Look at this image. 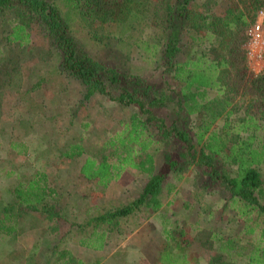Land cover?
<instances>
[{
  "label": "trees",
  "instance_id": "16d2710c",
  "mask_svg": "<svg viewBox=\"0 0 264 264\" xmlns=\"http://www.w3.org/2000/svg\"><path fill=\"white\" fill-rule=\"evenodd\" d=\"M140 1L57 0V6L46 0H0V15L15 13L16 18L32 19L42 28L54 53V70L78 84L81 103L99 95L125 107H132V113L122 130L103 144L109 154L102 155L99 160L87 157L79 173L87 181H94L97 187L104 189L129 168L146 176L143 188L124 207L97 214L85 223L76 224L72 229L77 232L75 236H81H73V239L81 247L100 250L108 245L107 235L117 230L121 220L129 216L138 219L142 211L156 212L161 209L160 196L164 190L168 195L172 189L165 179L175 172L180 159L187 166L196 165L207 170V180L226 194L228 209L241 223L239 234L249 239L243 247L238 246L234 239L223 240L213 234L217 251L229 261L244 259L247 264H264V181L256 170L257 165H264V151L252 148L250 144L254 137L251 133L244 140L237 141L238 144L233 141V135L239 137L256 130L253 109H258L257 112L264 116V70L258 74L250 72L245 57L246 30L254 21L256 7L264 0H260V3L246 0L250 10L241 12L228 9L219 18L203 14L199 25L203 34L190 41L192 51L184 59L182 34L188 21L189 7L194 0H171L153 12L165 41L145 46L143 51H152L151 56L165 75L168 91L173 97L148 90L141 91L140 96L136 97L135 91L121 85L115 69L106 68L80 51L69 34V27L74 22L112 24L122 21V17L128 20L144 18L142 10L138 8ZM28 39L29 35L22 25L16 23L11 26L7 42L21 46L27 44ZM212 53L215 54L213 57ZM212 89H222L224 94L240 98L244 103L241 108L248 114L230 125L232 122L227 119L234 115L233 108L222 115L220 110L211 109L207 104L204 106L206 93ZM170 103L180 126L173 120L170 127L165 128L163 121L153 114L152 108ZM224 104L228 106V102L224 101ZM199 113L201 122L190 137L187 133L189 117ZM221 115L224 122L216 130L212 127ZM171 139L175 143L172 146L175 155H163L160 164L156 165L154 153L157 145L169 144ZM178 144L182 145V149L176 147ZM61 150L64 149L59 150L63 157L80 156L83 152L80 146L72 144L65 152ZM46 188L47 183L40 175L28 183L24 192L15 188L14 196L19 205L30 208L40 204V209L49 218L58 217L62 212L57 209L58 201H51L49 195H44ZM4 211L2 209L5 218L7 210ZM3 222L0 220V238L10 231ZM98 224L106 225L107 231H98ZM88 227L90 232H84L83 236L82 231ZM161 234L164 247L159 262L186 264L184 259L189 243L186 232L176 223L170 229H163ZM62 242L64 240L61 238L56 245L47 244L51 250L49 253L58 256L51 264H60L59 261L73 264L68 258L60 260L65 254L59 249ZM173 252L181 258L180 263H177L178 257L172 258ZM164 254L165 258H162ZM47 262L50 264L48 258Z\"/></svg>",
  "mask_w": 264,
  "mask_h": 264
},
{
  "label": "rangeland",
  "instance_id": "374dc122",
  "mask_svg": "<svg viewBox=\"0 0 264 264\" xmlns=\"http://www.w3.org/2000/svg\"><path fill=\"white\" fill-rule=\"evenodd\" d=\"M46 1L58 6L57 0ZM170 1L141 0L138 8L142 10L144 18L128 20L122 17V21L112 24L74 22L69 27V34L80 51L106 68L115 69L119 74L118 81L128 90L135 91L136 97H139L143 90L158 91L173 97L168 91L165 75L161 73L156 59L151 56L152 51H143L145 46L165 41L164 33L152 14L163 3ZM261 6H264V3H260L256 8ZM228 9L241 12L250 10L246 0L192 2L182 34L183 59L189 51H192L190 41L203 34V30L199 27L203 14L219 18ZM16 23L22 25L29 35L28 43L25 45L18 46L7 42L10 28ZM213 55L215 54L212 53V57ZM54 60L50 40L37 23L29 18L18 19L15 13L0 15V107L16 110L26 108L32 115L31 122L28 121L29 126L34 124L35 129L43 133L51 130L50 136L45 139L58 141L60 144L81 142L84 144L86 155L99 160L102 155L109 154V150L103 148V144L122 130L123 124L132 113V107L114 103L99 95L81 103L80 87L75 81L63 78L54 70L56 65ZM259 65V70L264 68V62ZM247 67L254 68L249 65ZM253 72L258 74V70ZM218 90L212 89L206 93L204 106L207 104L211 109L216 108L222 112V115L233 108L234 115L228 116L227 119L232 122L230 125L235 124L237 118L241 119L248 114L241 108L244 103L240 98L224 94L222 89ZM224 101L228 102V106ZM257 110L253 109L252 115L256 130L250 128L253 132L248 131L239 137L233 135L235 138L233 141L238 144L237 141L244 140L245 136L251 133L254 137L253 143L250 144L252 148H260L264 151V116ZM2 112L0 111V132L5 137L10 127L9 123L2 124ZM152 112L163 121L165 128L170 127L173 120L180 126L175 120L172 103L152 108ZM222 115L217 119L215 123L217 125L214 124L212 128L220 129L224 122ZM200 122V113L189 117L187 133L190 137L193 136L192 132ZM81 124L86 125V128L84 126L82 128ZM30 128L28 127L27 130ZM35 129H32L34 131L30 134H34ZM172 142L174 141L171 139L169 144L157 145L154 153L156 165L160 164L163 155H175L176 152L172 148L175 143ZM176 147L182 149L180 144ZM41 158L36 159V165L43 170L44 164L43 161L40 163ZM46 169L47 172H51L49 168ZM256 170L264 181V165H257ZM205 171L207 172L204 167L187 166L179 159L175 172L165 179L166 184L172 189L168 195L164 190L160 196L161 209L156 212L142 211L138 219L129 216L121 220L116 231L107 235L109 241L107 250H118V252L121 250L122 257L119 264H161L157 256L164 247L162 230L170 229L176 223L186 232L189 241L184 259L186 264H247L244 259L229 261L216 249L217 243L213 240V234L223 240L234 239L238 246L243 247L248 244L249 239L239 234L241 223L228 209L226 194L219 190L216 184H211L207 180ZM48 176L49 185L55 186L54 176L51 178L50 173ZM146 179L145 175L126 168L117 180L107 185L104 191L93 183H87L82 187L84 193L81 188L79 195L71 198L60 192L56 201L60 206H64L66 197H70L68 203L71 202L72 206L66 208V213H70L66 217L73 216L75 222L85 223L92 216L113 212L131 202L139 195ZM87 205L90 206L89 212L85 211ZM61 229H63L61 223L55 221L54 225L49 226L50 235L57 236ZM89 230V227L83 230V236H85L84 232L87 234ZM97 230L107 231V226L98 224ZM72 231V236L77 238L81 236H75L77 232ZM62 245L63 242L60 246ZM119 246L122 247L119 249ZM171 256L178 257L177 263L181 262L176 252ZM162 258H165V254Z\"/></svg>",
  "mask_w": 264,
  "mask_h": 264
},
{
  "label": "crops",
  "instance_id": "0c3cea01",
  "mask_svg": "<svg viewBox=\"0 0 264 264\" xmlns=\"http://www.w3.org/2000/svg\"><path fill=\"white\" fill-rule=\"evenodd\" d=\"M0 111H3L2 124L9 123L10 127L6 138L0 132V220H3L4 225L10 228L9 234L0 238V264H49L47 258L51 264L58 256L49 253L51 250L47 247V243L56 245L61 237H63L64 245L59 249L65 254L60 257V260L68 258L69 261H73V264H119L122 257L121 250L110 251L107 250L106 245L100 250H91L79 246L77 240L73 239L72 228L80 222H75L73 216L66 217L70 214L66 213V208L72 206L71 202L68 203L70 197H66L64 206L58 203L57 209L62 211L59 216L49 218L50 216L40 209V204L27 208V206L19 205L14 196L16 190L24 192L28 183L40 175L47 183L44 195H49V200L55 202L60 192L72 198L74 195H79L80 189L87 183L95 184L94 181H87L79 173L80 166L88 157L84 152V144L81 142L60 144L58 141L45 139L50 136L51 130L43 133L36 130L34 124L29 126L28 121L31 122L32 115L26 108L16 110L0 107ZM83 126L84 124H81L82 128ZM28 127L31 128L27 130ZM32 129H35L34 134H30L34 131ZM71 144L80 146L83 149L82 154L63 157L59 150L64 149L61 150L63 153ZM39 158H41L40 163L43 161V170L36 165V159ZM46 167L51 172H47ZM48 173L51 178L54 176L55 186L49 185ZM59 183L63 185L60 186ZM83 189L82 193H84ZM89 207L87 205L85 208L86 212L89 211ZM2 209L7 210L5 218ZM55 221L60 222L63 229L57 236H51L49 226L54 225ZM121 247L119 246V249ZM161 252L158 253V260ZM61 262L63 261H59L60 264Z\"/></svg>",
  "mask_w": 264,
  "mask_h": 264
},
{
  "label": "built area",
  "instance_id": "2783aa9c",
  "mask_svg": "<svg viewBox=\"0 0 264 264\" xmlns=\"http://www.w3.org/2000/svg\"><path fill=\"white\" fill-rule=\"evenodd\" d=\"M245 57L247 65L254 67L249 68L252 73L254 70L259 73L264 69L258 68L264 62V6L256 10L254 21L246 30Z\"/></svg>",
  "mask_w": 264,
  "mask_h": 264
}]
</instances>
